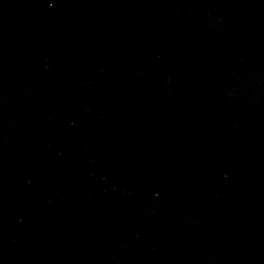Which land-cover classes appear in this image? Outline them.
<instances>
[{
	"label": "water",
	"instance_id": "obj_1",
	"mask_svg": "<svg viewBox=\"0 0 264 264\" xmlns=\"http://www.w3.org/2000/svg\"><path fill=\"white\" fill-rule=\"evenodd\" d=\"M0 264H264V0H0Z\"/></svg>",
	"mask_w": 264,
	"mask_h": 264
}]
</instances>
